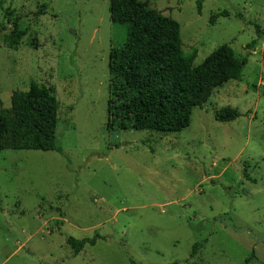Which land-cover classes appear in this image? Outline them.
Returning <instances> with one entry per match:
<instances>
[{
  "label": "rangeland",
  "instance_id": "obj_1",
  "mask_svg": "<svg viewBox=\"0 0 264 264\" xmlns=\"http://www.w3.org/2000/svg\"><path fill=\"white\" fill-rule=\"evenodd\" d=\"M136 1L179 23L193 64L224 43L245 56L241 79L181 131L134 129L108 114L126 38L109 0H0V100L53 86L61 148L0 150V264H264V33L245 23L264 32V0ZM14 22L26 33L10 48ZM227 105L240 116L215 120ZM94 234L77 254L66 242Z\"/></svg>",
  "mask_w": 264,
  "mask_h": 264
},
{
  "label": "trees",
  "instance_id": "obj_2",
  "mask_svg": "<svg viewBox=\"0 0 264 264\" xmlns=\"http://www.w3.org/2000/svg\"><path fill=\"white\" fill-rule=\"evenodd\" d=\"M203 1L196 0L198 12ZM108 10L112 22L126 26V38L109 62L114 74L112 93L119 103L109 101L108 114L128 120L132 128L159 133L181 131L189 126L193 108L202 107L214 89L241 79L247 58L239 57L230 45H219L200 63L193 64L197 52L183 53L176 20L136 0H109ZM227 15V10L213 13L209 22L213 24L218 16ZM236 16L244 21L241 13ZM245 23L254 24L258 37L264 33L259 24L250 20ZM25 33L26 29L14 22L7 46L17 47ZM255 42L256 38L249 45ZM54 91L53 86L45 90L31 81L26 90L11 91L9 106L0 100V150L61 151L55 141L60 103ZM238 116L239 110L229 105L213 113L215 120L225 122ZM243 175L250 177L245 171ZM100 237L67 236L66 242L77 254ZM202 245L203 241L193 243L190 256Z\"/></svg>",
  "mask_w": 264,
  "mask_h": 264
}]
</instances>
